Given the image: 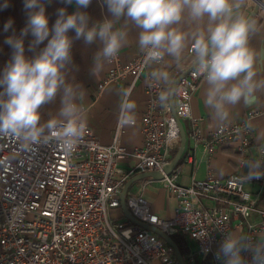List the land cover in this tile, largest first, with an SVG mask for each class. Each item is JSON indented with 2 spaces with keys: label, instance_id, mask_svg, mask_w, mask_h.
Masks as SVG:
<instances>
[{
  "label": "built area",
  "instance_id": "2783aa9c",
  "mask_svg": "<svg viewBox=\"0 0 264 264\" xmlns=\"http://www.w3.org/2000/svg\"><path fill=\"white\" fill-rule=\"evenodd\" d=\"M258 12L264 14V1ZM107 65L96 84L95 97L110 82L120 81H126L125 93L129 94L147 67L141 50L129 60L118 53ZM203 78L198 65L179 78L174 90L176 116L191 120L193 143L201 144L207 156L218 146L230 144L241 160L246 159L251 120L261 114L260 110L249 109L240 119L218 124L207 135L202 134L198 119L191 115L190 100ZM144 82L145 106L138 122L140 145L127 148L121 143L124 124L120 117L110 143H101L87 125L70 155L55 141L25 147L14 137L0 136V264H179L173 248L156 233L127 219L114 221L113 216L120 208L124 182L137 172H162L169 150L180 144L169 102L162 105L159 100L168 86L148 75ZM127 158L134 162L125 168L121 163ZM186 159L193 160L191 151ZM257 161H264V156L259 155ZM179 173L175 167L159 179H143L135 190L128 189L125 201L132 215L172 237L183 232L196 240L192 264L194 255L222 264L214 245L230 234L233 221L243 227L244 236L258 240L264 232V209L257 207L264 175L250 176L264 173V167L223 177L208 171L203 178L191 176L188 184L179 182ZM151 182H159L177 199L170 218L154 213L145 198L143 191ZM247 182H256L259 189L250 191ZM253 211L258 215L256 220L250 218ZM244 256L251 260L250 253Z\"/></svg>",
  "mask_w": 264,
  "mask_h": 264
},
{
  "label": "clouds",
  "instance_id": "9594fccd",
  "mask_svg": "<svg viewBox=\"0 0 264 264\" xmlns=\"http://www.w3.org/2000/svg\"><path fill=\"white\" fill-rule=\"evenodd\" d=\"M75 3L77 11L57 9V18L49 25L46 6L50 0H24L27 16L20 34L8 36L4 43L11 57L0 73V136L16 138L25 147L55 141L70 155L81 142L86 129L82 101L85 88L69 78L73 68L75 41L86 45L99 43L92 60V75L117 56L127 42L128 25L139 29L138 45L145 54V64L163 60L165 55L177 61L191 42L196 64L205 76L207 89L204 104L218 124L229 118V109L247 104L257 91L264 90V80L255 79V53L249 46L257 32L254 20L242 11L245 0H105L110 18L92 23L85 11L92 0H64ZM7 7V4H5ZM117 22L123 26L116 27ZM184 25H195L192 33ZM13 26L4 24L7 32ZM74 33L70 35L69 33ZM31 36L26 55L25 38ZM43 45V47H40ZM151 78L167 84L169 74L153 71ZM120 103V120L135 123V103ZM172 95L167 89L159 94L162 105ZM59 97L55 115L41 123V109ZM253 171L264 167V161H249ZM253 165L255 167L253 168ZM264 173L250 178H258ZM244 253L251 254L247 260ZM222 264H264V241H253L239 233L227 234L218 249Z\"/></svg>",
  "mask_w": 264,
  "mask_h": 264
},
{
  "label": "crops",
  "instance_id": "0c3cea01",
  "mask_svg": "<svg viewBox=\"0 0 264 264\" xmlns=\"http://www.w3.org/2000/svg\"><path fill=\"white\" fill-rule=\"evenodd\" d=\"M5 4H7V7H5ZM62 7L66 8L69 13L78 10L74 2L72 4H67L64 0H50V3H47L46 6L50 26L57 18V9ZM253 7V0H245V4L241 11L248 17ZM79 10L87 12L90 17V25L102 21L105 18H110L105 0H92L91 4L86 9ZM10 19L13 21V26L5 32L4 24ZM26 19L24 0H0V73H2L4 66L11 57V49L4 41L8 36L14 33L19 35L21 29L26 24ZM252 20L255 21L258 30L250 37L249 46L255 53L253 69L256 72L255 79L261 81L264 80V14L258 12L253 16ZM122 26L123 22H117V28ZM125 30L128 33L127 42L120 49L119 53L123 60H129L141 50L138 45L139 29L130 24ZM195 30V25H184V31L186 32L192 33ZM69 34L74 35V33L71 32ZM31 39L30 35L25 38L27 56H32L34 54V52L27 50ZM190 44L191 42H189V45L185 48L178 61L172 56L165 55L162 61L153 63L150 66L147 65L141 76L137 79L135 86L127 96V99L136 105L133 113L136 122L132 125L123 126L124 130L121 135V143L125 147L132 148L140 145L142 142V134L138 122L145 106V76H150V73L153 71L167 72L169 74V80L166 86L170 89L176 77L195 62L194 53L190 50ZM99 46V43L86 45L82 40L75 41L72 49L73 68L69 78H74L77 82L82 84L87 93L81 102L84 109L86 124L91 127L94 135L101 143L108 144L112 139L116 123L120 117V103L124 99L122 93H125L126 81L110 82L104 87L102 92L95 97L96 84L105 75L108 66L107 63H105L102 71L97 72L96 75H92L91 73L93 56ZM40 47H43V45ZM206 89V80L203 78L198 83L190 100L191 115L198 119L199 129L204 135H207L210 130L218 125L217 121L204 104ZM59 106V97H57L55 102L43 106L41 109V123H44L55 115ZM249 109H258L261 114L251 120L252 137L250 146L246 151L248 157L242 160L239 158L238 152H236L230 144L218 146L213 154L207 156L206 153L203 152L201 144L194 145L193 143L191 120L189 118L180 119L185 132L183 147L179 153L176 164V167L180 170V183L188 184L191 176L203 178L208 171L219 177L226 176L232 172L249 174L256 171L250 169L246 162L257 161L259 155L264 156V90L257 91L247 104L242 101L240 104L231 107L229 109V118L227 122L230 123L240 119ZM180 146L181 143L169 150L167 162L175 158ZM188 151L193 153L192 161L186 159V153ZM133 162L134 160L132 158H127L121 165L127 168ZM254 167L255 165H253V168ZM140 181L141 180L135 181L128 189L135 190ZM245 186L252 192H256L259 189L256 182H247ZM143 194L151 206L152 211L158 216L170 218L174 214L177 199L159 182L148 183L145 186ZM257 207L264 209V188L259 192ZM113 216L117 218L116 220L127 219L121 208L116 209L113 212ZM250 218L256 220L258 218L257 213L254 211L251 212ZM231 233L243 235V227L236 226L233 221L230 230V234ZM175 237L174 239L181 248L187 263L192 264L190 262V257L197 249L196 240L185 234L183 236L177 234ZM258 241H264V232L258 235ZM219 247L220 245L218 244L214 245L215 249H219ZM194 259L193 264H215L210 257L201 259L197 255H194Z\"/></svg>",
  "mask_w": 264,
  "mask_h": 264
},
{
  "label": "water",
  "instance_id": "95a60500",
  "mask_svg": "<svg viewBox=\"0 0 264 264\" xmlns=\"http://www.w3.org/2000/svg\"><path fill=\"white\" fill-rule=\"evenodd\" d=\"M262 1L264 0H255V5L250 13V15L248 16L250 19L253 18V16H255L258 13V8L260 3H262ZM196 64V61L190 66L188 67L184 72L180 73L176 79L174 80V82L172 83L170 89L172 90V95L170 97L169 100V105L171 108V113L174 116L178 128H179V132H180V143L181 146L178 150V153L176 154L175 158H173L171 161L166 162L162 168V172L159 170H146V171H141V172H137L135 174H133L131 177H129L123 184L122 188H121V192L119 194V200H120V208L123 211V214L125 215V217L133 222L136 223L142 227H146L148 229H150L151 231H153L154 233H156L159 237H161L166 243H168L174 250L175 253V257L176 260L179 264H188L187 260L185 259V256L181 250V248L179 247L177 241L170 235H168L167 233L163 232L162 230H160L159 228H157L156 226L147 224L145 222H142L140 220H138L136 217H134L132 215V213L130 212V210L128 209L127 205H126V201H125V195L126 192L128 190V188L137 180H143V179H159L162 177L163 173H169L170 171H172L177 164V159L179 157V153L183 147V143H184V138H185V132L184 129L182 127V124L180 122V119L176 116L175 114V108H174V90H175V86L177 84V81L179 80V78L184 75L185 73H187L188 70H190L191 68H193Z\"/></svg>",
  "mask_w": 264,
  "mask_h": 264
},
{
  "label": "rangeland",
  "instance_id": "374dc122",
  "mask_svg": "<svg viewBox=\"0 0 264 264\" xmlns=\"http://www.w3.org/2000/svg\"><path fill=\"white\" fill-rule=\"evenodd\" d=\"M117 218H114V221L116 220ZM179 234L181 235V236H183L184 235V233L183 232H179ZM176 235H174V237H175ZM176 238V237H175Z\"/></svg>",
  "mask_w": 264,
  "mask_h": 264
}]
</instances>
